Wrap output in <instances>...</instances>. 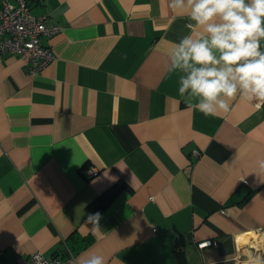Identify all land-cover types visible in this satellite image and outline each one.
I'll use <instances>...</instances> for the list:
<instances>
[{
	"label": "crops",
	"instance_id": "crops-1",
	"mask_svg": "<svg viewBox=\"0 0 264 264\" xmlns=\"http://www.w3.org/2000/svg\"><path fill=\"white\" fill-rule=\"evenodd\" d=\"M26 2L62 30L42 37L56 58L36 74L0 54V264L35 252H72L75 264L93 254L105 264L264 260V101L238 96L215 116L185 103L168 53L202 31L187 7ZM89 165L100 169L91 180Z\"/></svg>",
	"mask_w": 264,
	"mask_h": 264
},
{
	"label": "clouds",
	"instance_id": "clouds-1",
	"mask_svg": "<svg viewBox=\"0 0 264 264\" xmlns=\"http://www.w3.org/2000/svg\"><path fill=\"white\" fill-rule=\"evenodd\" d=\"M188 9L187 19L202 31L182 37L168 53L169 71L179 74L178 92L205 116L230 110L236 97L264 101V0H172ZM187 27L191 28L189 23ZM264 170V159L257 161ZM99 213L88 216L98 225ZM84 264H105L93 254ZM256 264L264 260L256 259Z\"/></svg>",
	"mask_w": 264,
	"mask_h": 264
},
{
	"label": "built area",
	"instance_id": "built-area-1",
	"mask_svg": "<svg viewBox=\"0 0 264 264\" xmlns=\"http://www.w3.org/2000/svg\"><path fill=\"white\" fill-rule=\"evenodd\" d=\"M62 27L48 25L44 17L31 14L26 0H17L16 5L7 2L0 3V54H13L27 61L30 73L36 74L49 63L56 55L50 47L43 46L41 39L44 36L57 34ZM196 157L200 155L195 152ZM100 174V169L94 165L83 169V176L91 180ZM213 245L212 240L199 242L198 249L203 250ZM16 264H75L76 258L72 252L66 259L57 256L45 257L35 252L27 257H18Z\"/></svg>",
	"mask_w": 264,
	"mask_h": 264
},
{
	"label": "trees",
	"instance_id": "trees-1",
	"mask_svg": "<svg viewBox=\"0 0 264 264\" xmlns=\"http://www.w3.org/2000/svg\"><path fill=\"white\" fill-rule=\"evenodd\" d=\"M118 192L117 188H112L107 194H103L99 197L95 202H93L89 207L88 211L91 215H95L96 213H100L106 208V205L111 200L113 194Z\"/></svg>",
	"mask_w": 264,
	"mask_h": 264
}]
</instances>
